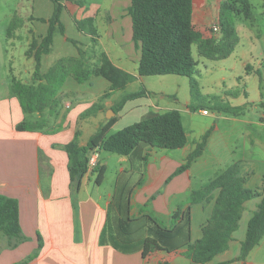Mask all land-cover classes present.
I'll list each match as a JSON object with an SVG mask.
<instances>
[{
    "label": "crops",
    "instance_id": "obj_1",
    "mask_svg": "<svg viewBox=\"0 0 264 264\" xmlns=\"http://www.w3.org/2000/svg\"><path fill=\"white\" fill-rule=\"evenodd\" d=\"M30 1L35 7L36 12L34 14L24 16L15 12L0 15V32H5L7 42L12 46L15 43L20 44L22 42L20 44V52L25 70H20L19 75L16 76L9 69L10 86L5 96L0 97V195L17 201L19 226L22 233V239L15 241L0 232V264H170L169 262L173 257H184L180 253L169 254L164 251H155L148 257L143 258L141 250L142 243L146 238L145 231L142 228H138L136 223H128L123 233L120 234L118 221L125 218L134 220L142 215H150L163 226L170 227L172 212L178 207L185 208L189 206L190 240L193 242L199 239L201 237V228L210 216L218 190L213 191L212 199L209 201L190 204L189 196L194 191L203 190L209 181L229 167L227 166L218 172L212 171L206 176L208 177L206 182H201L202 178H204L203 174L198 176L200 172L208 171L207 167L210 158L206 156V153L215 144L214 139L220 127L215 122L209 127L195 131V125L192 123L189 126V131L185 130L186 145L180 148L184 151L189 145L188 153L180 158L169 156L165 149L155 151L153 148L140 149L131 156H120L117 161L122 165L125 164V167H120L117 171L118 181L113 199L111 201L109 199L102 200V203L100 195L99 197L93 195L95 189L90 186L92 176L90 172L81 179L75 178L72 180L70 178L68 170L69 160L65 146L74 140L79 146H85L89 138L106 121L113 117L116 118V122L118 121L119 114L127 102L149 97L150 93L143 89L147 92L146 96L128 100L121 109H118L124 96L143 90L123 94L116 100L112 99L115 91H109L110 82L103 77L92 75V77H100L107 82V84L100 82L104 89L100 95H97L93 93V87H89V84H87L90 80L89 78L80 83L70 74L58 92V102L54 110H52V114L50 111L43 114L25 113L18 97L12 91V84L13 82H20L29 86L38 83L33 79L35 69L33 53L27 55V52L34 42L39 43L46 36L50 26L49 20L55 10L53 0ZM57 1L63 6L59 17L60 24L63 26V34L59 30V25L55 24L50 51L41 56L40 72L42 74L46 73L60 60H81L78 59V56L84 55L88 47L94 51L95 47L102 42L103 36L108 41L114 42L119 48L130 46V50H127L125 55L126 60L138 65L139 50L136 49L132 40L131 19L127 13L131 0H110L108 5L110 7L108 8L107 6L99 8V3H93L95 5L90 7V9L92 8L90 17L84 15L83 8L86 7L82 6L79 0H65L64 3L61 0ZM224 1L228 0H192V25L203 38L215 36L211 29L214 25H218L220 6ZM249 3L253 8L250 0ZM89 4H92V2ZM259 4L261 6L259 15L264 17V0H259ZM44 6L48 8L46 9L49 11V14L46 13L48 15L42 13ZM65 10L70 12L71 19ZM101 11L104 13H102L103 15L100 14ZM65 14L66 18L73 23L77 34L85 36L83 45H77L76 41L65 36L66 27L62 21ZM86 17L88 19L92 18L96 35L92 36L88 34V31H80L77 28L76 22L87 19ZM96 18L103 22L102 26L105 27L103 35H100L97 25L94 24ZM122 19L124 21L120 23ZM245 21L246 25L242 23V36H249L250 39L253 37L259 38L260 32L256 33L254 30V15L253 20L245 19ZM125 25L126 29L128 26V30L123 27ZM236 31L239 37V32L237 29ZM55 33H59L63 37V43H68L74 50L76 49L74 51L68 48V51H74L77 55L59 58L55 63H44L45 57L53 51ZM261 36L264 43V36ZM94 53L96 52L94 51ZM102 54L107 56L115 67L128 73L131 80L126 86L138 79L139 76L137 74L127 72L123 63L114 62L105 52L99 53L96 63L92 65L90 70L100 64ZM260 58H264V52L262 55L253 58V60L247 61V63L241 62L246 78H240L241 83L239 81L236 83L235 87L238 89L233 99L238 100L241 95L250 97L246 81L249 78L258 80L259 83L256 90L259 92L262 83L264 84V78L260 73V67L262 66ZM246 67L249 69L246 70ZM23 75L24 77H22ZM67 84L68 95L62 96L61 90ZM230 90V88L226 87L224 91L228 94ZM223 99L229 100L228 97ZM249 102L251 105L256 106V101L252 102L250 100ZM191 105L187 102L185 111L192 113L189 109ZM240 105L244 104L237 103L233 107H239ZM152 106L155 109H159L157 105ZM152 106L148 105V107ZM203 110H206L207 114H203ZM106 111H109L107 116L110 118L102 119V115ZM197 111L206 116L212 115L213 119L217 121L218 119L225 121L227 138L224 144H233V142L236 144H249L251 150L259 147L264 152V112L258 114L255 111L251 112L249 115L254 118L243 120L238 117L245 113L229 118L230 116H215L207 108H200ZM89 117H98L99 120L96 125L94 123L92 126L96 128L95 132L86 141H83L82 131L83 128L89 127ZM22 122H27L32 126L35 125L37 128L32 131H18L17 126ZM236 129H239V131L237 132V137L233 138L232 136ZM206 132H209V135L201 156L196 158L189 168L175 174L176 170L185 163L188 154L201 142ZM146 153H148V156L145 157ZM245 154H247L245 151L240 154L239 160L233 164L238 166V176L244 179V186L247 189L260 192L264 178V153L256 158H250ZM136 162L138 163V171L141 173V177L130 193L131 189L127 186V178L123 176L131 170L127 165L136 164ZM97 163L100 166H104L106 170V164H101L99 156ZM196 176L199 177V180H195ZM119 177L124 179L121 180ZM254 199H257L256 205L250 207V203ZM259 201L260 198L256 197L244 203L240 221L246 209L251 210L252 213L256 210ZM233 241L234 238L231 242ZM240 243L237 247L238 254L234 257L228 256L229 249H227L207 264L233 260L239 255ZM118 244L120 247L133 245L140 247L132 253L121 252L114 248V245ZM233 263L240 264L241 262H232L230 264Z\"/></svg>",
    "mask_w": 264,
    "mask_h": 264
},
{
    "label": "trees",
    "instance_id": "obj_2",
    "mask_svg": "<svg viewBox=\"0 0 264 264\" xmlns=\"http://www.w3.org/2000/svg\"><path fill=\"white\" fill-rule=\"evenodd\" d=\"M55 10L49 20L50 26L46 36L37 43L34 42L27 55L33 53L35 69L33 79L36 85H24L13 82L12 91L18 97L25 113L42 114L46 108L52 114L58 102V92L65 79L71 74L78 82H83L92 75L101 76L110 82V92L122 90L131 80L128 73L115 67L103 55L100 64L93 69H84L80 60L64 59L56 62L46 73L40 72V60L43 54L49 53L52 44L54 25H59L63 32L59 17L63 6L53 0ZM131 19L132 40L139 50L137 75L165 76L175 75L189 78L190 92L194 97L201 96L197 83L192 79L196 72L198 58L217 61L226 59L234 51L239 42L234 24L236 15H243L247 20H253L252 7L249 0H228L220 6L218 25L219 34L211 38H203L192 25V0H131L127 9ZM80 31H88L96 35L92 18L77 21ZM63 34V33H62ZM249 68L246 67V70ZM147 95L145 90L124 96L118 106L132 99ZM239 107L228 105L226 108L214 106L217 111H224L237 115ZM194 112L196 108L191 105ZM199 109V108H197ZM239 110V111H237ZM116 118H110L88 140L85 146H79L74 140L65 146L68 156V170L70 178H82L88 172L95 175L96 184L104 178L105 168L98 163L88 171V158L94 151L101 150L120 156H131L143 148H157L176 150L186 145L187 137L182 124L181 114L177 110L164 113H148L144 118L119 131L109 134ZM37 126L22 122L17 126L18 131H32ZM206 132L200 143L188 154L185 163L175 174L189 168L191 163L201 156L208 138ZM148 153L145 154V157ZM218 190L214 198L210 216L201 228V237L193 242L190 240V208L178 207L170 216V227H165L150 215L129 220L119 219V232L129 223H136L146 233L142 243V257L146 258L155 251L166 253H180L195 264L210 263L217 255L228 249L233 234L238 229L244 203L259 197L260 201L252 213L246 226L243 241L240 243L239 255L233 260L214 263L230 264L245 260L252 249L264 236V178L260 192L247 189L244 179L238 176L236 164L227 167L221 174L200 191H194L189 196V203H198L212 199V193ZM0 232L9 239L19 241L22 233L19 226L18 203L15 199L0 195ZM123 233V232H122ZM168 264V263H165Z\"/></svg>",
    "mask_w": 264,
    "mask_h": 264
},
{
    "label": "rangeland",
    "instance_id": "obj_3",
    "mask_svg": "<svg viewBox=\"0 0 264 264\" xmlns=\"http://www.w3.org/2000/svg\"><path fill=\"white\" fill-rule=\"evenodd\" d=\"M79 1L81 2L82 6L86 7L83 8L84 9L83 13L87 17H90L89 15H92L91 13L92 8L90 9V7L94 6L96 3H99V8H103L104 6H107V8L110 7L108 6L110 0H79ZM250 1L253 6L252 11L255 18L254 30L256 33L260 32L259 38L253 37L252 39H250L249 36L243 37L241 34L242 23L246 21L243 15H239V16L236 15L234 18V24L240 35L239 42L236 45L232 54L228 58L217 61L198 58L195 55V48H193L194 57L197 60V67L195 74L192 76V79L195 80V82L197 83V88L201 96L194 97L191 95L188 77L175 76V75L138 77L137 80H134L131 83H129L124 90L115 91L113 93L112 99L117 100L123 94L137 92L143 89L147 90L150 93L149 97L127 102L124 109L119 114L118 121L110 129L109 134H112L129 125L141 121L144 118V116L147 115L148 113H154V112L164 113L169 110H178L181 113L183 127L186 131H189V126L192 123L193 125H195V131H198L201 128L209 127L216 122V125L220 127V130L216 133L214 139L215 144H213L211 150L206 153V156L210 158L207 167L208 171L203 173L200 172L198 174V176L202 174L204 175V178H202L201 182H206V180L208 179V177L206 176L212 171L218 172L226 168L227 166L233 165L235 161L237 162L239 160L240 154L244 153V151L247 153L245 155L249 156L250 158L251 157L256 158L257 156L264 153L262 149L259 147L252 148L251 150L249 148L250 146L249 144H241V143L236 144L234 142L233 144L231 143L224 144L227 138L226 135L227 129L226 126L224 125L225 121L223 119H218L219 121L218 122L216 119H213L212 115L206 116L201 113H198L197 111L198 110L197 108L199 109L207 108L215 116H230L229 118H232L234 114H230L224 111H217L214 109V106L226 108L228 105L233 107L237 103H242L244 105H240L241 108H239L240 110L239 114L242 113L245 114L240 115V117L238 118L247 120L249 118H254L249 115L251 112L255 111L256 114L264 112V84L262 83L259 92H257L256 89L258 87L259 82L255 78L246 79L248 83L247 87L249 88L250 91L249 98L248 96L243 97L241 95L238 100L233 99L234 96L236 95V90L238 89L237 87H235L236 83H238V81L239 83H241L240 78L242 79L246 78L244 74L245 71L241 62L244 61L245 63H247V61L253 60V58L262 55V53L264 52V43L262 41V36H261V35L264 36V17L259 15L261 12V6L259 4V0H250ZM61 2L64 3L65 0H61ZM91 2L92 4H89ZM45 7L47 6H44L42 8L44 9L42 13L48 15L49 11L46 10L48 8ZM65 11L69 14L68 16L71 19L70 12L68 10ZM15 12L18 15L23 14L25 16L27 14H34L36 11H35V7L32 4V1L30 0H2V1L0 0V15H3V13L11 14ZM102 13L103 12L101 11L100 14ZM123 19L120 21V23L124 21ZM69 20L66 18V14L63 15L62 21L64 26L66 27L65 36L73 41H76L77 45L78 44L83 45V43H85L84 40L85 36L83 34L78 35L76 29L73 27V23L70 22ZM94 24L97 25L100 35H103L105 29V27L102 26L103 22L102 21L100 22V19L96 18ZM123 27H125L126 29V25ZM10 30L12 29L10 28ZM126 30H128V26ZM7 41L8 40L6 38L5 32L4 31L0 32V97L5 96L10 86V72L15 73V75L18 76L20 70L25 71L23 68L24 61L22 58V54L20 52L21 49L20 44L22 42L20 44L15 43L12 46ZM129 47L126 48V46H124L123 48L122 47L119 48L114 42L108 41L103 36L102 42L99 43L98 46H96L94 49L96 53H94V51H92L91 48L88 47L84 52V55H79L78 59H81L80 61L84 65L83 68L89 70L90 68H92V65L96 63L99 53L105 52L114 62L118 64L123 63V65L126 66L127 72L131 74L132 73L137 74V67H138L137 63L133 64L132 62H128L125 57V55L127 54V50L128 51L130 50ZM52 48L53 51L51 52L50 55L45 57V59L43 60L44 63L46 62L55 63L59 58L77 55V53L74 52L76 49L74 50L70 45H68V43H63V37L59 33H55L54 35V42ZM68 48L74 51L71 50L68 51ZM260 61H262V66L260 67L261 70L260 73L261 76L264 78V58H260ZM22 77H24V75ZM89 79L90 80L87 82V84H89V87L90 86L93 87L92 88L93 93L100 95L104 89L101 83L105 82V84H107V82L100 77L97 78L90 76ZM226 87L231 89L228 94L224 91ZM65 94L68 95V84L65 85V87L61 90V95L63 96ZM224 97H228L229 100H224L223 99ZM250 100L252 102L256 101V106L251 105V103L249 102ZM187 102L192 104L196 108V111L192 113L185 111ZM148 105L149 106L157 105L159 106V109H155L153 106L148 107ZM47 109L49 108L43 110L42 114L48 113L50 111ZM108 112L106 111L102 115V119L107 117ZM89 120L92 123L89 122V127L87 126L86 129L83 128L82 131L83 141H86L95 132L96 128L92 126L94 123L96 125L99 119L98 117L95 118L89 117ZM238 125L241 126L240 123H238ZM238 131L239 129H236L234 131V135L232 136L233 138L237 137ZM153 149L155 151L159 150L157 148H153ZM188 150H189V145L186 147L184 151L182 149H177V150H166L165 152H167L169 156L180 158L183 157L186 153H188ZM98 156L101 164L104 163L106 164L104 178L102 182L98 185L95 182V175H92L90 179V186H92V189H95L93 195L97 197H99L100 195L101 196L100 201L103 203L102 200L109 199L111 201L113 199L114 190L118 181L117 171L119 170L120 167H125V164L124 165L120 164L117 161V159L120 158V155L114 153H109L101 150L98 152ZM127 167H129V169L131 168V170L129 171V173H125L123 177L127 178L128 181L127 186L129 187V189H131L130 190L131 193L133 191V187L136 185V182L140 179L141 173L138 171L139 167L137 162L136 164L131 163L130 165H127ZM198 176L195 177V180L196 179L199 180ZM119 179H121V177H119ZM256 202L257 199H254L250 203V207H254V205H256L255 204ZM145 210H147V208H145ZM251 213H252L251 210L246 209L242 220L239 222V227L233 236L234 241L228 245L229 257H234L235 255L238 254L237 247L239 246L240 241L244 239L247 220L249 219ZM122 232L123 231L121 230L119 233L122 234ZM137 246L133 245V246L120 247L118 244V245H114V248H116V250L121 252L132 253L135 252L136 249L140 247ZM169 263L194 264L190 262L187 258L180 256L173 257ZM233 264H239V263H233ZM245 264H264V236L262 237L260 242L249 253V255L245 260Z\"/></svg>",
    "mask_w": 264,
    "mask_h": 264
},
{
    "label": "built area",
    "instance_id": "obj_4",
    "mask_svg": "<svg viewBox=\"0 0 264 264\" xmlns=\"http://www.w3.org/2000/svg\"><path fill=\"white\" fill-rule=\"evenodd\" d=\"M211 31L215 34V36H217V34H219V26L218 25H214L211 29ZM203 114H207L206 110L202 111ZM97 160H98V153L96 151L92 152L88 158V171H91L97 164Z\"/></svg>",
    "mask_w": 264,
    "mask_h": 264
},
{
    "label": "water",
    "instance_id": "obj_5",
    "mask_svg": "<svg viewBox=\"0 0 264 264\" xmlns=\"http://www.w3.org/2000/svg\"><path fill=\"white\" fill-rule=\"evenodd\" d=\"M106 118H108V119H109L110 117H109V116H107Z\"/></svg>",
    "mask_w": 264,
    "mask_h": 264
}]
</instances>
